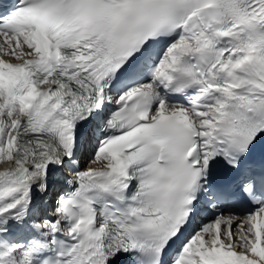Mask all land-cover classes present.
<instances>
[{
    "label": "snow or ice",
    "instance_id": "snow-or-ice-1",
    "mask_svg": "<svg viewBox=\"0 0 264 264\" xmlns=\"http://www.w3.org/2000/svg\"><path fill=\"white\" fill-rule=\"evenodd\" d=\"M0 264H264V0H0Z\"/></svg>",
    "mask_w": 264,
    "mask_h": 264
}]
</instances>
